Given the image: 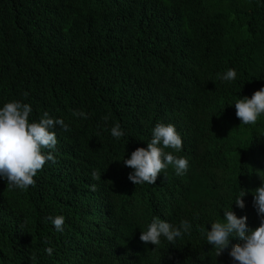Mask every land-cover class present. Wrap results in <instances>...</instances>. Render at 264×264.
Wrapping results in <instances>:
<instances>
[{
  "label": "trees",
  "instance_id": "16d2710c",
  "mask_svg": "<svg viewBox=\"0 0 264 264\" xmlns=\"http://www.w3.org/2000/svg\"><path fill=\"white\" fill-rule=\"evenodd\" d=\"M229 69L237 76L223 81ZM262 87L264 0H0V107L21 101L30 121L47 112L69 125L54 129L56 163L35 186L0 177V264H162L140 240L155 215L191 224L179 237L186 264H237L204 232L231 208L249 227L261 222L252 191L264 177V114L241 124L234 103ZM168 121L183 147L165 152L188 170L133 184L123 160Z\"/></svg>",
  "mask_w": 264,
  "mask_h": 264
},
{
  "label": "clouds",
  "instance_id": "9594fccd",
  "mask_svg": "<svg viewBox=\"0 0 264 264\" xmlns=\"http://www.w3.org/2000/svg\"><path fill=\"white\" fill-rule=\"evenodd\" d=\"M236 76V71L229 69L221 79L232 81ZM234 104L241 124L255 125L261 114H264V87L256 90L251 98L245 96ZM31 113V105L21 101H10L0 107V177L7 180V185L20 190L35 186L34 177L43 170L46 163H56L53 151L58 140L54 129L59 126L63 131L69 130V125L62 118H53L44 112L38 121H30ZM73 115L87 118L83 111H74ZM108 119L104 117L105 121ZM176 127L172 121L167 124L157 123L147 146L135 148L130 157L123 160L125 166L133 169L128 175L133 184H155L158 175L165 172L169 165L174 167L177 175L186 173L188 160L165 152L167 148L180 151L183 147ZM111 135L115 138L124 135L119 124L111 128ZM92 179L100 180L101 173L93 171ZM261 180V185L252 191L253 206L261 217L259 226L249 227L247 216L238 217L231 208L223 211L222 221L219 219L211 222L210 230L207 228L204 232L207 243L212 245L217 257L224 250L230 249L229 255L237 264H264V177ZM90 189L95 191L96 185L92 184ZM245 194L242 189L234 198L241 209L245 207L242 198ZM48 219L57 231L63 232V216ZM190 229L191 224L187 220H182L179 226H173L161 215H155L149 221L147 231L141 232L140 240L145 244L151 243L162 253V264H186L189 251L187 239L179 237ZM232 237H239L241 242L230 246ZM52 251V248L46 249L49 255Z\"/></svg>",
  "mask_w": 264,
  "mask_h": 264
}]
</instances>
